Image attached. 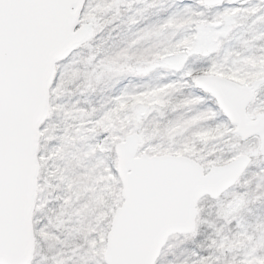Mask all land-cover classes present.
<instances>
[{"label":"snow or ice","instance_id":"obj_1","mask_svg":"<svg viewBox=\"0 0 264 264\" xmlns=\"http://www.w3.org/2000/svg\"><path fill=\"white\" fill-rule=\"evenodd\" d=\"M0 264H264V0H0Z\"/></svg>","mask_w":264,"mask_h":264}]
</instances>
